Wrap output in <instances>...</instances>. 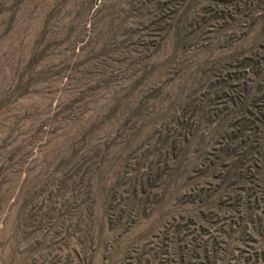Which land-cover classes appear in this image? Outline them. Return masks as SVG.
I'll list each match as a JSON object with an SVG mask.
<instances>
[{"label":"rangeland","instance_id":"374dc122","mask_svg":"<svg viewBox=\"0 0 264 264\" xmlns=\"http://www.w3.org/2000/svg\"><path fill=\"white\" fill-rule=\"evenodd\" d=\"M0 264H264V0H0Z\"/></svg>","mask_w":264,"mask_h":264}]
</instances>
